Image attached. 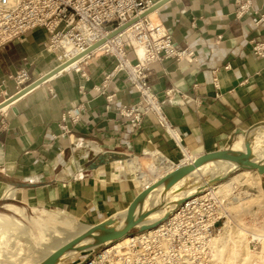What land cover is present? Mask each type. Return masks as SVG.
I'll use <instances>...</instances> for the list:
<instances>
[{
  "label": "crops",
  "instance_id": "crops-1",
  "mask_svg": "<svg viewBox=\"0 0 264 264\" xmlns=\"http://www.w3.org/2000/svg\"><path fill=\"white\" fill-rule=\"evenodd\" d=\"M162 9L154 24L168 31L178 49L197 55L196 61L155 63L148 72L184 146L201 156L226 149L241 132L262 129L264 56L254 47H264V23L257 24L264 0H252V12L241 19L235 0H171ZM50 41L49 33L35 29L0 48V104L16 95L10 77L19 70L35 82L59 67ZM130 58L135 62L131 52ZM115 65L98 52L0 111L3 216L17 208L47 211L97 227L142 189L130 160L143 169L153 154L179 163L180 151L153 115L137 126L115 110L104 111L98 87ZM107 87L117 95V107L140 101L123 72L113 74Z\"/></svg>",
  "mask_w": 264,
  "mask_h": 264
},
{
  "label": "built area",
  "instance_id": "built-area-1",
  "mask_svg": "<svg viewBox=\"0 0 264 264\" xmlns=\"http://www.w3.org/2000/svg\"><path fill=\"white\" fill-rule=\"evenodd\" d=\"M160 1L0 0V48L35 29H43L51 35L49 49L57 55L62 65L85 53ZM235 3L236 17L241 19L252 12V0H235ZM154 15H164L163 9L108 40L70 68H75L98 52L115 60L113 74L125 73L128 83L139 94L140 101L132 107H117V95L107 93V84L113 77V74L108 75L98 87L105 97L104 111L115 110L130 124L137 126L153 115L181 153L179 163L167 159L174 164V169H178L193 164L199 156L184 146L180 133L165 115L161 101L149 85L148 72L155 63L196 61L197 55L192 49H178L168 31L162 25L154 24ZM262 23L264 16L257 22L258 25ZM254 51L257 56H264L263 45L256 44ZM130 52L135 62H132ZM10 78L16 85V94L34 83L26 69L19 70ZM155 156L162 155H151ZM228 217L225 201L217 197L213 190L204 189L181 202L152 233L145 232L132 238L128 247L117 249L112 246L91 252L93 257L78 264H209L212 262H208L204 255H212L207 249L212 241L224 233ZM252 242L255 243L250 245L256 248L258 241Z\"/></svg>",
  "mask_w": 264,
  "mask_h": 264
},
{
  "label": "bare ground",
  "instance_id": "bare-ground-1",
  "mask_svg": "<svg viewBox=\"0 0 264 264\" xmlns=\"http://www.w3.org/2000/svg\"><path fill=\"white\" fill-rule=\"evenodd\" d=\"M246 143L247 140L245 139V136H242L241 139L234 140L226 150L246 153ZM250 145L254 161L264 165V128L256 132L255 137L250 140ZM156 161L158 166L157 172H152L150 174L142 172V165L138 160L129 161L130 170L133 172V179L142 189L148 188L162 177H165L176 170L174 169V164L170 163L166 157L160 156L156 158ZM252 174L256 175L257 178H261L258 171L252 169L251 165L242 159L227 158L222 161L206 164L191 173L173 190H170L169 183H166L144 199L136 211L137 227L141 228L158 225L169 213L174 212L181 202L196 196L198 193L203 192L204 189L213 190L217 197L223 201L229 200L230 204L234 205L233 211L245 207V204L252 201L261 202L264 200V194L261 188H259V192L255 194L240 189L245 185L244 183L249 181L248 176ZM231 176L232 178L229 182L221 183ZM186 181L192 182L190 189L181 195H176L175 193L179 191ZM214 184L220 185L213 186ZM255 184L257 185V183L254 182V185ZM128 213L129 208L125 209L115 219L109 227L108 232L118 233L121 231L126 225ZM15 215L24 220L28 218L27 214L21 210H16ZM35 216L39 219L50 221L52 226L42 225L39 231H34L24 222L0 215V235L3 236L4 240L12 241L10 248L13 251H16L18 254L24 253L27 257L32 258L31 263L47 251L71 239L97 237L104 231L105 222L97 227H93L55 214L48 218L40 211H37ZM149 217L152 218L151 221L144 220ZM232 225L236 226L235 230L231 227ZM225 228L226 230L229 229L226 231V233H229L226 239L216 238L207 249L214 253V261L219 258L217 257L219 256L218 254L229 245L232 249L231 256L234 260L232 264H248L249 259L246 257V254L249 255L250 252H248V250L251 249L248 247L249 245H247V243L249 244L251 238L252 241H261L264 244V234L251 232L242 225H238L231 215L228 217ZM153 230L154 229L152 228L148 232L152 233ZM131 242L132 237H125L115 243L113 247L117 249L128 247ZM17 243H20L22 246L18 250H15ZM242 248L246 253L244 257H241L243 255L240 251ZM78 254L80 253L74 250L64 251L53 257L49 264H66ZM0 261H6L8 264H18V261H20L19 264H29L24 261V258H16L14 255L5 252L2 249H0ZM209 264H215V262Z\"/></svg>",
  "mask_w": 264,
  "mask_h": 264
},
{
  "label": "water",
  "instance_id": "water-1",
  "mask_svg": "<svg viewBox=\"0 0 264 264\" xmlns=\"http://www.w3.org/2000/svg\"><path fill=\"white\" fill-rule=\"evenodd\" d=\"M171 0H162L157 5L149 9L147 12L143 13L140 17L134 19L133 21L129 22L125 26L121 27L120 29L114 31L111 35H109L106 39L102 40L98 44L91 47L88 51L85 53L75 57L74 59L60 65L58 68L53 70L51 73L43 76L41 79L35 81L32 85L25 88L18 94L14 95L11 99H8L0 104V111L4 108L11 105L13 102L18 100L19 98L23 97L24 95L28 94L29 92L33 91L37 87L41 86L43 83L51 79L52 77L64 72L68 68H70L73 64L84 58L85 56L91 54L92 52L99 49L101 46H103L108 40H111L112 38L116 37L117 35L125 32L129 28H131L133 25L138 23L140 20L154 14L157 10L162 8L164 5H166ZM264 127H262L263 129ZM258 129L257 132L259 130ZM244 132H241L239 135L245 136ZM256 134V133H255ZM255 134L250 137L247 140L246 143V153L238 152V151H229L226 149H221L218 151H214L211 153H207L204 155L199 156L196 161L187 166H182L176 169L173 173L166 175L165 177H162L152 185H150L146 189H142L139 193L134 195L128 202H126L119 210H117L104 224V231L97 237H81V238H75L71 239L38 257L33 263L31 264H49L53 257L56 255L67 251V250H74L78 253H89L94 252L98 250H102L105 248L112 247L115 243L119 242L123 238L129 236V234L132 232L133 229L137 227L136 224V211L140 203L146 199L152 192L158 190L166 183H169L170 190H173L176 188L180 183H182L191 173H193L198 168L209 164L211 162H218L222 161L227 158H237L242 159L246 163L251 165V168L254 170H257L259 175L261 177H264V165L254 161L252 157V148L250 145V140L255 137ZM129 208V213L127 217L126 225L121 231L118 233H109L108 229L112 225V223L115 221V219L125 210ZM139 226V224H138ZM141 231H147L149 230V227H141Z\"/></svg>",
  "mask_w": 264,
  "mask_h": 264
},
{
  "label": "rangeland",
  "instance_id": "rangeland-1",
  "mask_svg": "<svg viewBox=\"0 0 264 264\" xmlns=\"http://www.w3.org/2000/svg\"><path fill=\"white\" fill-rule=\"evenodd\" d=\"M252 132V131H251ZM251 132H247L245 133V139H249L250 137H252L257 131H255L254 133ZM242 136H236L232 139V141L228 144V146L236 139H241ZM227 146V147H228ZM159 157V156H158ZM157 156L155 157H150L149 159H146L147 161L144 164V169L142 168V172L146 173V174H150L152 172H157V161L156 158H158ZM251 171V170H250ZM133 173V172H132ZM238 173V172H237ZM131 178V177H129ZM133 178V177H132ZM232 178V176L226 180H224L221 183H226L229 182L230 179ZM249 181L244 183L245 185H243L240 189L245 191H250L251 193L255 194L259 192V188L262 189L263 186V181H264V177H259L257 178L256 175L252 174L250 176H248ZM254 182L257 183V185H254ZM220 183V184H221ZM220 184H214L213 186L216 185H220ZM192 186V182L191 181H186L181 188L179 189V191H177L175 194L176 195H181L185 192H187L190 187ZM225 204L227 205V209H228V213L229 215L232 216V218L234 219V221L238 224V225H242L243 227L247 228L249 231L251 232H255V233H261L264 234V200H262L261 202H256V201H252L249 202L247 204H245L243 208H239L238 210L233 211V206L231 205L229 200H224ZM16 210H21L22 209H14L13 211L16 212ZM41 213H44L48 218H50L52 215H54L55 213L52 212H45V211H40ZM37 212H27V219L24 220L20 217H18L17 215L13 214V213H7V217H11L14 218L18 221L24 222L26 225H28L32 230L34 231H39L41 229L42 225H51V222L46 220V219H39L35 216ZM4 213H2L0 211V215H2ZM56 215V214H55ZM60 216V215H58ZM152 218H146L144 219L145 221H151ZM163 221H161L159 224H161ZM158 224V225H159ZM156 226H149V230H147L146 232L150 231V229H154ZM233 228V230H235L236 226L232 225L231 226ZM229 230V229H227ZM226 229L224 230V233L217 237V239L223 238L224 240L226 239V237L228 236V232ZM145 231H141V229L139 227H136L135 229L132 230V232L129 234V236L127 237H137L139 235H141L142 233H144ZM0 249H2L3 251L10 253L12 255H14L16 258L17 257H21L24 258V261L27 263H31L32 262V258L27 257L24 253L18 254L16 251H13L10 248V245L12 244L11 240H4L3 236L0 235ZM247 243V242H246ZM251 243H255L252 242V239L250 238L249 240V244L247 243V245H249L248 247L251 250H248L249 255H247L244 252V249L242 248L241 254H243L241 257H244V255L246 254V257H248V264H264V244L261 241L256 242L257 247L255 248L254 245H250ZM22 245H20V243L16 244V249L18 250ZM231 247L229 245L226 246V248H224V250L218 254L219 258H217L214 261V253L210 252L212 255H204L205 258H207L208 262H215V264H229L234 261L233 257L231 256ZM96 252V251H94ZM215 252V251H214ZM252 252V253H251ZM94 254H91V252L89 253H80L78 254L74 259H72L71 261L67 262L66 264H78L81 263L82 261H85L88 258L93 257ZM216 257V256H215ZM240 258V257H239ZM20 261H18L19 264ZM218 262V263H216ZM0 264H8L6 261H0Z\"/></svg>",
  "mask_w": 264,
  "mask_h": 264
}]
</instances>
